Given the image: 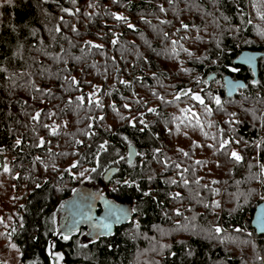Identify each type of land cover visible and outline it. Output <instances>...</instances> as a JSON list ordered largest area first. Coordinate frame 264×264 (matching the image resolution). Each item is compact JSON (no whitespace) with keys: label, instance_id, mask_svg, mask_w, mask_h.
I'll use <instances>...</instances> for the list:
<instances>
[{"label":"trees","instance_id":"1","mask_svg":"<svg viewBox=\"0 0 264 264\" xmlns=\"http://www.w3.org/2000/svg\"><path fill=\"white\" fill-rule=\"evenodd\" d=\"M259 8L264 12V4ZM0 13V68L7 70L0 72V264L12 244L20 264H54L56 255L61 264H264V233L251 225L264 200V20L252 0H13ZM114 13L128 17L135 30ZM243 50L263 53L256 72L235 63ZM225 75L245 86L228 96ZM71 77L80 83L70 85ZM187 89L204 98L210 115L189 96L175 100ZM93 92L102 107L88 104ZM185 108L200 115L203 130L186 126L191 114L181 112ZM41 110L37 123L31 116ZM232 119L239 123H226ZM43 124L58 125L57 134ZM220 129L232 141L223 151L216 150ZM41 137L45 144L37 147ZM105 141L107 151H98ZM232 150L243 160L231 159ZM173 162L189 169L187 186ZM111 167L115 173L105 182ZM82 186L129 204L132 218L110 236L56 237L54 215ZM177 192L181 198L174 199Z\"/></svg>","mask_w":264,"mask_h":264},{"label":"snow or ice","instance_id":"2","mask_svg":"<svg viewBox=\"0 0 264 264\" xmlns=\"http://www.w3.org/2000/svg\"><path fill=\"white\" fill-rule=\"evenodd\" d=\"M44 2H47V0H44ZM71 2H72L73 4H75V3H76V0H71ZM113 2H114V3H118L119 0H113ZM168 2L171 4V3H173V0H168ZM12 3H13V0H0V8H2L5 4H9V5H11ZM252 3H253V7L256 8V10H257V15L260 17V19L264 20V12H261V11H260V8H259V5L264 4V0H252ZM88 6H89V7H94L95 5H93L92 3H89ZM159 8H160V11H161V12H165V11H166V9L163 7V5H160ZM61 10H62L63 12H65V13H68L69 15H74V14H75V13H73V12H72L70 9H68V8H63V9H61ZM76 11L78 12L79 9H77ZM0 16H2V13H0ZM113 18H114L115 20H117V21H120V22L126 23L127 26H128L130 29L135 30V26H134L133 24H131V23L128 22V17L123 16V15H121V14H115V13H114V14H113ZM60 19H61V21H63V17H62V16L60 17ZM225 19H227V18L225 17ZM146 22H148V21H146ZM248 22L251 23V20H249ZM148 23H150V22H148ZM160 23L163 24V23H169V22H168V21L161 20ZM181 27L184 28V29H188V28H189V25L184 24L183 22H181ZM72 30H73L74 32L77 31L76 28H75V26H73ZM55 31H56L57 33H59V32L61 31L60 27L57 26V27L55 28ZM177 31H179V29H178ZM163 35H164V38L167 39L168 34H167V33H164ZM261 35H264V32H262ZM116 42H117L116 40H113V41H112L113 45L116 44ZM85 44H86L89 48H101V47H103L102 45L94 44V43L91 42V41H85ZM172 44H173V45H176V44H177V41H172ZM81 50L83 51V49H81ZM185 51H187V50L185 49ZM189 55H192V53H189ZM56 59H61V58H60V57H56ZM75 59L79 60L80 57H76ZM247 62L251 63V58H248ZM6 71H7L6 69H4V68H0V72H6ZM233 71H237V69H233ZM13 75H14V74H13ZM64 80H65V81H69V77L65 76V77H64ZM79 83H80V82L77 81V80L75 79V77H71V79H70V85H78ZM120 83H122V84H127L128 82H127V81H124V80H121ZM205 83H206V82H205ZM243 86H244V85H241V84H235V85H232V88H233V90H235V88L243 87ZM94 87H95V86H94ZM36 91H37V92H41V93H45V94H47V95H51V94H52L50 89H48V90H44V89L36 88ZM202 91H203V90H202ZM97 92H98V88H97ZM97 92H93V93H90V94H89V97H88V104H89V105H93V104H94L96 107L99 108V107H102V103H101V101H100L98 98H96V97H97ZM153 95H157V94H156V93H153ZM182 95H183V96H189V98H190L191 100L196 101V102H198L200 105H202V106L204 107V112H205V114L210 115V114L212 113V109H211L207 104H205V100H204V98H203L199 93H192V92H191V89L182 90L181 93L176 94V96H175V100H177V101L180 100V98H181ZM209 95H211V94H209ZM158 98H160V99L163 101V97H158ZM213 99H214V103L217 105V107L222 109L223 105H222V101H221L220 97H219V96H216V97H213ZM76 100L79 101V104L77 105L78 107L83 106V103H84V97H83V96H78V97H76ZM68 103L71 104V103H73V101H72L71 99H69ZM168 103H172V102L169 101ZM112 107L115 108V104H113ZM124 107H125V108H128L129 105H128V104H125ZM148 111H149V112H153V111H155V109L149 108ZM41 112H42V110H41V111H36L35 114L31 116V119H32L33 121L39 123V122H40V118H41ZM181 112H183V113H190V114H191V118L185 117V119H188V124H187L186 126L199 127L201 130H203V124L201 123L200 115L197 114V113L193 110V108H185V109H181ZM54 115H55V112H50V113H49V118H51V116H54ZM228 115H229L230 117H235V116H236V113H228ZM88 119L92 120V119H96V118H95V117H88ZM99 119L102 120L103 117L101 116V117H99ZM193 120L195 121V123H192ZM141 123H143L142 120H141ZM181 123H184V121L182 120ZM226 123H229V124H237V123H239V121H237V120H235V119H232V120L226 121ZM42 126H43L44 128H48V129H50V134H52V135H56V134H57V128L59 127L58 125H48V124H43ZM132 126L134 127L135 125L133 124ZM211 126H213V125L210 123V124H209V127H211ZM88 128H89V129L92 128V124H91V123L88 125ZM177 131H179V125H177ZM219 131H220V133H221V139H219V140L217 141V143L219 144V148L216 149V150H217V151H223V150H225V149L229 146V144H230L232 141H230L229 139H225V138H223V135H222V134H223V129H220ZM84 134H85V135H88L89 133L85 132ZM94 134H95V133H91V135H94ZM204 135L207 136L208 134H207V133H204ZM212 138H213L214 140H216V137H215V136H213ZM125 139H126V138H125ZM234 142H235V143H239L240 141H239V140H236V141H234ZM15 143H16V145H20V144H21V140H20V139H17V140L15 141ZM76 143H77V144H82L83 141H79V140H77ZM44 144H45V140H44L43 137H41V138L39 139V143H38L36 146H37V147H42ZM193 144H194V147H201V145L197 144L196 142H193ZM106 145H107V141L101 143V144L99 145V147H98V151H107V147H106ZM89 147H91V145H89ZM209 147L216 148V145H215V144H213V145H209ZM158 151H159V150L157 149V152H158ZM178 151L181 152V153L183 154V156H185V157H188V156H189V153H188L187 151H184L183 149H178ZM136 155H142V154H140V153H136ZM230 158L233 159V160H235V161H237V162H240V161L243 160V157H242V156L239 154V152L236 151V150H232V151L230 152ZM37 159H39V157H37ZM120 159H124V157L121 156ZM115 162L118 163V161H115ZM77 163H78V162L73 163L71 167H72V168L77 167ZM128 163H129L130 165L132 164L131 159L128 160ZM195 163H196V164H202V163H205V162H204V161L197 160ZM173 164L175 165V168H176V169H181V164H179V163H175V162H173ZM168 166H169V165H168V163H167V161H166V162H165V167L167 168ZM262 167H264V165H262ZM188 170H189L188 168H182V169L178 172V175L181 176V182L183 183L184 186H187V185L189 184L188 179L184 177V173L188 172ZM9 171H10V169H9L8 167H4V172L7 173V172H9ZM68 171H70V169H68ZM87 171L95 172V171H96V168H92V169H90V170H89V169H85V172H87ZM80 175H84V173H81ZM151 178H152V177H149V179H151ZM194 182L197 183V184H199L200 180L197 179V180L194 181ZM124 183H125V184H129V186H131V184L134 183V181H133V182H129V181L125 180ZM171 183H172V184H177L178 181H176L175 179H173V180H171ZM212 183L215 184V183H218V181H212ZM37 187H39V185H37ZM205 187H207V185H205ZM150 194H151V193H150V192H147V191L143 192V195H144V196H149ZM173 198H174V199H179V198H181V194H180L179 192H177V193L174 194V197H173ZM21 207H23V206H21ZM63 207H64V205H61V208H63ZM205 207H207V204H205ZM215 207H219V203H218V202H216ZM175 214H176V215H182V213L180 212L179 209H176V210H175ZM109 215H114V214L111 212V210L109 211ZM117 219H119V217H117ZM0 223H3V218H2V217H0ZM102 227H104V228H110V227H111V224H107V223H106V224H103ZM69 230L71 231L72 229L70 228ZM13 231H15V229H13ZM221 231H222V229H221L220 227L217 226V227L215 228V232H216L217 234H219ZM237 231H240V229H237ZM261 231H264V226H262ZM0 235H4V234H3V233H0ZM8 236L10 237V236H11V233H8ZM68 238H69V237H68L67 235H65V236L63 237V239H65V240H67ZM11 247H12V248H16V245H15V244H12ZM165 247H167V245H165ZM50 255H51V253H50ZM56 259H57V260H62L63 257L60 256V255H56Z\"/></svg>","mask_w":264,"mask_h":264},{"label":"water","instance_id":"3","mask_svg":"<svg viewBox=\"0 0 264 264\" xmlns=\"http://www.w3.org/2000/svg\"><path fill=\"white\" fill-rule=\"evenodd\" d=\"M263 55L261 52L243 50L235 59V63L247 66L256 72L257 61ZM251 58V63L247 62ZM214 74L210 78H213ZM223 84L228 96L234 95L238 88L233 90L232 85L241 84L245 86V82L241 79H232L229 75L223 77ZM243 86V87H244ZM135 156V149L130 146L128 149L129 159ZM115 173V168L111 167L104 173V180L108 182ZM61 208V223L59 232L69 235L82 227L89 230L88 236L91 238H99L101 236H110L113 234L117 226L126 224L132 218V207L127 203H117L109 199L99 190L92 187L82 186L76 189L69 198H67ZM114 215H109V211ZM119 217V219H117ZM111 224L110 228L102 227L103 224ZM251 225L258 234L264 226V201L260 202L254 211ZM72 229L71 231L69 229Z\"/></svg>","mask_w":264,"mask_h":264},{"label":"rangeland","instance_id":"4","mask_svg":"<svg viewBox=\"0 0 264 264\" xmlns=\"http://www.w3.org/2000/svg\"><path fill=\"white\" fill-rule=\"evenodd\" d=\"M121 14V13H118ZM95 190V189H94ZM264 201V200H263ZM58 211L55 215H54V224L58 223V215H59ZM5 263L6 264H20V258H19V252L18 250H14L13 248H9L6 252H5ZM54 264H61L57 259L54 260Z\"/></svg>","mask_w":264,"mask_h":264},{"label":"flooded vegetation","instance_id":"5","mask_svg":"<svg viewBox=\"0 0 264 264\" xmlns=\"http://www.w3.org/2000/svg\"><path fill=\"white\" fill-rule=\"evenodd\" d=\"M61 215H62V212L60 210L59 215H58V223L55 224L54 234H55L56 237L63 239V237L65 236V234H63L62 232H59V225L62 222L61 219H60L61 218ZM88 233H89V230L87 228H85V227H82L81 229H79V230H77L75 232H72L71 234H69L67 236L69 237L68 239H70V238L74 237L75 235L82 236L84 234L86 236V238H91V237L88 236Z\"/></svg>","mask_w":264,"mask_h":264}]
</instances>
